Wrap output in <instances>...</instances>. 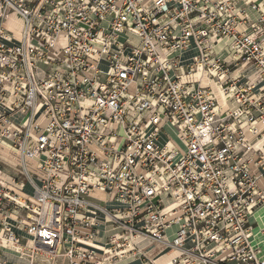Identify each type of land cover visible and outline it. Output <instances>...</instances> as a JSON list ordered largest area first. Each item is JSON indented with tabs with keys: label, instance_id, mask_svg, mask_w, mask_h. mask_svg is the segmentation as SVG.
Wrapping results in <instances>:
<instances>
[{
	"label": "built area",
	"instance_id": "obj_1",
	"mask_svg": "<svg viewBox=\"0 0 264 264\" xmlns=\"http://www.w3.org/2000/svg\"><path fill=\"white\" fill-rule=\"evenodd\" d=\"M263 203L264 0H0V264H264Z\"/></svg>",
	"mask_w": 264,
	"mask_h": 264
},
{
	"label": "crops",
	"instance_id": "obj_2",
	"mask_svg": "<svg viewBox=\"0 0 264 264\" xmlns=\"http://www.w3.org/2000/svg\"><path fill=\"white\" fill-rule=\"evenodd\" d=\"M2 156H3V159H2L3 169H4V167L7 166V167H11L12 169L19 170L18 165H16V163L18 161H15L13 159L16 156H13L12 154H10L8 152H3ZM30 163L32 165L34 164V162H30ZM6 172L7 171L4 169V173H6ZM7 174H5V179L8 182H11L13 178L18 176V175H16L14 177H9ZM34 174H38V172L35 171ZM15 187H17V188H15ZM11 188L14 189L15 191H17L19 186H11ZM33 192H34L33 191V186H29V184L25 186V188H24V195L25 196L26 195L32 196ZM98 197L100 199H106L105 198L106 196L103 195V194H98ZM106 205L108 207L115 206L114 204H111V203H107ZM250 225H251V227L253 229V237H252V239L254 241V244L256 246H258V248L260 250V256H261L262 259H264V203L261 204L255 210L254 215L250 219ZM174 232H175V228L173 230H171L170 233H169L170 239L172 238ZM102 236H103V234H102ZM27 239H28V237H25V240L23 241V246L27 245V243H28ZM100 239L97 240V242L94 243V244L97 245V247H103V243H101ZM160 252H163V254H164V256H162L160 258V260H159V263L162 262L161 264H164V263L168 262V260H170L175 255L173 252H170L168 250L167 251L166 250L165 251H160ZM3 258L5 259V263L6 264H68L64 260H58L57 262H49V261H47L46 256H39L37 262H31L30 259L25 258V257H21L20 255H18L16 253H13L11 251L4 252ZM119 264H121V263H119ZM123 264H141V262L137 261V260H133V261H129V262H126V263H123Z\"/></svg>",
	"mask_w": 264,
	"mask_h": 264
},
{
	"label": "rangeland",
	"instance_id": "obj_3",
	"mask_svg": "<svg viewBox=\"0 0 264 264\" xmlns=\"http://www.w3.org/2000/svg\"><path fill=\"white\" fill-rule=\"evenodd\" d=\"M23 24H24V21H23V18L21 17V16H19V15H17V14H15V15H13L12 17H11V19L7 22V24H6V28L13 34V36L15 37V39H17V40H20L21 39V37H22V31H23ZM132 40H133V42H137V40L135 39V38H132ZM173 139H175L174 141L178 144V141L176 140V136H173ZM165 142V140H162V143H164ZM179 145V144H178ZM13 157V156H12ZM15 161H18V158L17 157H14L13 158ZM28 164H29V167H30V172L31 173H34L33 172V165L30 163V162H28ZM4 169L7 171L5 174H7L9 177H14V176H16V175H20V172H19V170H16V169H12L11 167H4ZM20 180H22L23 181V178H19ZM29 186H31L30 184H29ZM104 231V229L103 228H99L98 229V233L99 234H102V232ZM111 233H109V235H110ZM46 259H47V257H46ZM160 263H162V262H160Z\"/></svg>",
	"mask_w": 264,
	"mask_h": 264
},
{
	"label": "bare ground",
	"instance_id": "obj_4",
	"mask_svg": "<svg viewBox=\"0 0 264 264\" xmlns=\"http://www.w3.org/2000/svg\"><path fill=\"white\" fill-rule=\"evenodd\" d=\"M162 140H164V138H163ZM99 194H100V193H99ZM261 215H262V214H261ZM90 247L97 248V245H96V244H93V245H90ZM129 261H133V260H128V261H125V262H123V263L129 262ZM123 263H121V264H123Z\"/></svg>",
	"mask_w": 264,
	"mask_h": 264
}]
</instances>
